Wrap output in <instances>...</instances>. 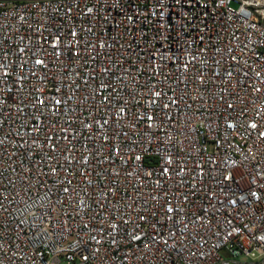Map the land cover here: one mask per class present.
Listing matches in <instances>:
<instances>
[{"label":"built area","instance_id":"built-area-1","mask_svg":"<svg viewBox=\"0 0 264 264\" xmlns=\"http://www.w3.org/2000/svg\"><path fill=\"white\" fill-rule=\"evenodd\" d=\"M262 237L264 0H0V264H264Z\"/></svg>","mask_w":264,"mask_h":264},{"label":"rangeland","instance_id":"rangeland-1","mask_svg":"<svg viewBox=\"0 0 264 264\" xmlns=\"http://www.w3.org/2000/svg\"><path fill=\"white\" fill-rule=\"evenodd\" d=\"M240 261H241V262H245L246 260H245V259H243V258H240Z\"/></svg>","mask_w":264,"mask_h":264},{"label":"snow or ice","instance_id":"snow-or-ice-1","mask_svg":"<svg viewBox=\"0 0 264 264\" xmlns=\"http://www.w3.org/2000/svg\"><path fill=\"white\" fill-rule=\"evenodd\" d=\"M38 63H40V61H38ZM255 127V125H253ZM261 239H264V237H262Z\"/></svg>","mask_w":264,"mask_h":264}]
</instances>
